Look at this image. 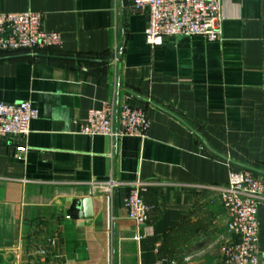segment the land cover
I'll return each instance as SVG.
<instances>
[{
  "label": "crops",
  "instance_id": "crops-1",
  "mask_svg": "<svg viewBox=\"0 0 264 264\" xmlns=\"http://www.w3.org/2000/svg\"><path fill=\"white\" fill-rule=\"evenodd\" d=\"M130 6L0 0V13H39L60 38L0 54V102L39 111L28 135L0 137V264H222L236 240L211 188L231 171L264 180V0H221L219 41L177 36L157 47L144 41L147 11ZM110 102L144 111L143 139L80 133L87 112ZM137 180L149 210L134 241L123 200ZM86 198L91 219L79 217ZM257 222L264 264V200ZM50 238L57 258L37 256Z\"/></svg>",
  "mask_w": 264,
  "mask_h": 264
},
{
  "label": "built area",
  "instance_id": "built-area-1",
  "mask_svg": "<svg viewBox=\"0 0 264 264\" xmlns=\"http://www.w3.org/2000/svg\"><path fill=\"white\" fill-rule=\"evenodd\" d=\"M130 1L132 13L147 11L143 36L150 47L160 46L165 38L177 36L200 37L206 41L221 39V0ZM59 44L57 33L43 30L41 14L29 11L0 13V52H31ZM38 116V109L29 101L0 102V137L28 135L31 123ZM147 129L148 119L142 109L127 105L115 108L113 102L89 110L80 125L82 135L104 136L112 141L123 137L143 139ZM25 152V147H16V156ZM114 187L113 182L108 183L106 192L111 194ZM146 188V183L137 180L123 200L128 219L135 225L134 241L142 238L141 230L147 221L149 209L141 196ZM211 190L228 215V231L236 237L222 248V264H259L257 210L264 200V180L253 177L248 171H231L225 187ZM55 246L56 239L50 238L38 245L34 253L45 259Z\"/></svg>",
  "mask_w": 264,
  "mask_h": 264
},
{
  "label": "water",
  "instance_id": "water-1",
  "mask_svg": "<svg viewBox=\"0 0 264 264\" xmlns=\"http://www.w3.org/2000/svg\"><path fill=\"white\" fill-rule=\"evenodd\" d=\"M35 56L44 57V58L49 57L46 55H35ZM73 60L87 62V63L94 62L91 60H84V59H73ZM80 205H81V213H79V217L82 216L84 219H91L92 218V200L90 198L83 199Z\"/></svg>",
  "mask_w": 264,
  "mask_h": 264
},
{
  "label": "trees",
  "instance_id": "trees-1",
  "mask_svg": "<svg viewBox=\"0 0 264 264\" xmlns=\"http://www.w3.org/2000/svg\"><path fill=\"white\" fill-rule=\"evenodd\" d=\"M21 52H15V53H5V52H0L1 55H6V56H11V55H16Z\"/></svg>",
  "mask_w": 264,
  "mask_h": 264
}]
</instances>
